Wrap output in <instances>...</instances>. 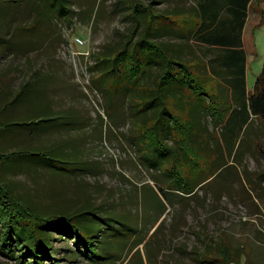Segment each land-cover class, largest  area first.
<instances>
[{
  "label": "rangeland",
  "instance_id": "rangeland-1",
  "mask_svg": "<svg viewBox=\"0 0 264 264\" xmlns=\"http://www.w3.org/2000/svg\"><path fill=\"white\" fill-rule=\"evenodd\" d=\"M219 2L220 18H228L224 0ZM199 3L65 0L72 11L69 20L62 16L53 24L44 21L31 32L17 33L15 39L23 36L31 42L18 54L0 50V118L21 126L34 115L60 117L46 126L51 161L36 163L34 169L30 158H14L19 163L10 166L1 162L0 180L9 182L40 215L88 213L83 216L84 233L75 235L82 236L83 246L74 243L73 234H52L54 264H205L213 259L215 264H264V119L250 117L240 139L226 144L224 127L215 130L207 111L197 122L193 107L186 144L192 154L173 163L171 152L177 148L169 137L168 156L157 160L160 165L150 164L135 130L141 120L126 110L129 98L111 105L114 96L95 89L100 59L146 37L167 57L198 62L199 70L217 74V100L223 107L238 108V96L228 82L233 78L213 63L222 49L185 33ZM40 5L28 1L17 14L18 24L36 25ZM14 7L0 3V19ZM262 11L264 0H250L244 11L242 93L252 91L264 64ZM156 73L153 69L143 84H154ZM38 75L34 99L28 101L31 94H26L12 102L20 87ZM44 105L50 110L43 111ZM110 105L113 119L106 115ZM201 121L200 131L196 128ZM14 129L0 136V151L36 147L37 135ZM181 182L193 186V193L180 188ZM0 264L19 262L0 254Z\"/></svg>",
  "mask_w": 264,
  "mask_h": 264
},
{
  "label": "trees",
  "instance_id": "trees-1",
  "mask_svg": "<svg viewBox=\"0 0 264 264\" xmlns=\"http://www.w3.org/2000/svg\"><path fill=\"white\" fill-rule=\"evenodd\" d=\"M28 1L33 0H0V3L7 7L15 6L8 9L9 13L0 19V50L4 54H18L20 52L18 49L31 43L23 36L15 39L14 35L16 36L17 33L31 32L44 21L53 24L62 16L67 20L71 18L72 11L66 7L65 0H37L38 4L42 5H40L41 15L36 18L37 24L24 28L18 24L20 21H18L17 14ZM199 1L197 11L192 12L194 16L192 28L185 33H191L193 39L201 43L222 49L223 53L213 59V63L221 64L227 70L229 79L233 78L228 82L233 85L238 96V108L223 107L217 100L218 85H221L217 74L209 70H199L202 66L198 62L184 64L172 57H167V53L158 43L151 42L146 37H141L134 43L113 51L105 59H100V64L96 69L98 75L95 77V89L103 90L105 95L112 94L115 99L111 98V105L116 104L121 98L122 100L125 97L129 98L126 110L141 120L136 123L137 129L135 130L143 139L140 143L143 144L144 155L150 164L155 162L160 165L161 161L157 160L168 156V152L170 153L167 143L169 137L172 138L177 148L176 151L171 152L173 163L192 154L186 148V144L188 143V131L194 123L191 114L193 107L197 113V122L203 112L207 111L212 118V126L215 130L224 127L223 140L226 144L240 139L242 130L250 117L264 119V64L252 91L248 94L242 93V90L246 88L245 53L241 49L240 35L244 11L250 0H224L226 4L224 7L229 11L227 12L228 18H220L218 9L222 2L220 3L219 0ZM263 13L264 11L262 15ZM1 16L2 13H0ZM177 24L179 26L181 23L177 22ZM153 69H156L158 73H156L154 84L144 85L143 79ZM39 77L40 75L33 82L24 83L15 93L12 102H18L26 94H31L28 100L31 102L35 97L36 82ZM126 92H133V95L129 97ZM136 93L138 94L135 95ZM111 105L106 115L113 119L114 112ZM49 110V106L44 105L43 111ZM150 111L152 113L147 118L145 115ZM58 118L60 117L48 114L34 115L32 121L23 123L21 126L0 118V132L2 133L0 136L13 133L15 127H20L26 135L38 136L36 147L28 145L26 148L7 153L0 151V163L6 162V166H10V163H19L13 160L14 158H23L25 159L23 161L30 158L29 165L34 169L36 163L41 165L45 163V160L50 162V145L44 137L47 131L46 126ZM200 123L196 129L201 131L203 122ZM168 171L172 173L170 169ZM180 188L188 193H193L194 190L193 186L182 182ZM34 207L17 193L9 182L0 180V254L16 259L19 264H46L48 261L54 264L58 261L51 257L53 233L73 234L74 243L83 246L82 236L75 235L81 231L84 233L86 227H84L83 216L88 214L86 211L40 215ZM82 254L85 255L86 251L84 250ZM214 260H204V262L215 264Z\"/></svg>",
  "mask_w": 264,
  "mask_h": 264
},
{
  "label": "built area",
  "instance_id": "built-area-1",
  "mask_svg": "<svg viewBox=\"0 0 264 264\" xmlns=\"http://www.w3.org/2000/svg\"><path fill=\"white\" fill-rule=\"evenodd\" d=\"M77 41H78L80 44H83V42H82L80 39H78Z\"/></svg>",
  "mask_w": 264,
  "mask_h": 264
}]
</instances>
